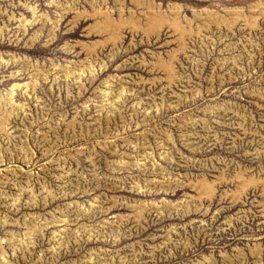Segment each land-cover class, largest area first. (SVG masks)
I'll use <instances>...</instances> for the list:
<instances>
[{
	"label": "rangeland",
	"instance_id": "rangeland-1",
	"mask_svg": "<svg viewBox=\"0 0 264 264\" xmlns=\"http://www.w3.org/2000/svg\"><path fill=\"white\" fill-rule=\"evenodd\" d=\"M0 264H264V0H0Z\"/></svg>",
	"mask_w": 264,
	"mask_h": 264
}]
</instances>
